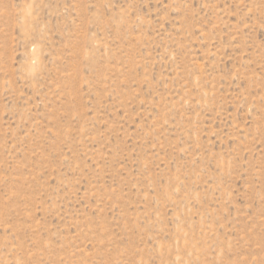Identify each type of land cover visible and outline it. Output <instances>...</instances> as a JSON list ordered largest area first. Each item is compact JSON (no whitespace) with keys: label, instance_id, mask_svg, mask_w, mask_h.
I'll return each mask as SVG.
<instances>
[{"label":"rangeland","instance_id":"obj_1","mask_svg":"<svg viewBox=\"0 0 264 264\" xmlns=\"http://www.w3.org/2000/svg\"><path fill=\"white\" fill-rule=\"evenodd\" d=\"M0 264H264V0H0Z\"/></svg>","mask_w":264,"mask_h":264}]
</instances>
